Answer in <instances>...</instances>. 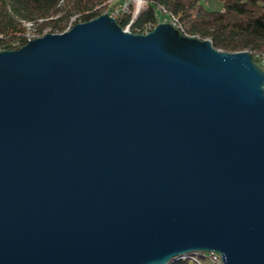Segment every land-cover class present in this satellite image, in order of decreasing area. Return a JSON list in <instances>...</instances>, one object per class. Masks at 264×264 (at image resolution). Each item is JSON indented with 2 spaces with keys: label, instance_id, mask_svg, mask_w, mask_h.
Returning a JSON list of instances; mask_svg holds the SVG:
<instances>
[{
  "label": "water",
  "instance_id": "water-1",
  "mask_svg": "<svg viewBox=\"0 0 264 264\" xmlns=\"http://www.w3.org/2000/svg\"><path fill=\"white\" fill-rule=\"evenodd\" d=\"M264 264V70L104 12L0 51V264Z\"/></svg>",
  "mask_w": 264,
  "mask_h": 264
},
{
  "label": "trees",
  "instance_id": "trees-1",
  "mask_svg": "<svg viewBox=\"0 0 264 264\" xmlns=\"http://www.w3.org/2000/svg\"><path fill=\"white\" fill-rule=\"evenodd\" d=\"M109 0H0V51L17 49L45 32H63L73 24L89 20L106 11ZM144 9L117 17L130 31L146 33L160 22L161 16L185 35L209 39L222 51H264V0H221L211 9V0H144ZM203 253L175 257L168 264H196ZM200 259V258H199ZM201 261V260H200Z\"/></svg>",
  "mask_w": 264,
  "mask_h": 264
},
{
  "label": "rangeland",
  "instance_id": "rangeland-1",
  "mask_svg": "<svg viewBox=\"0 0 264 264\" xmlns=\"http://www.w3.org/2000/svg\"><path fill=\"white\" fill-rule=\"evenodd\" d=\"M121 1H123V0H109L105 12L110 13L112 7H113L115 4H117V3L121 2ZM131 1L134 3V11H135V15H136L137 13L141 12V11L144 9L145 5H146V3H145L144 0H131ZM208 6H209L211 9H218V8H220V7L222 6V1H221V0H211V1H209ZM161 21H169V20L166 19L165 17L161 16V18H160V22H161ZM170 22H171V21H170ZM68 29H69V28H68ZM47 32H48V31H47ZM30 33H31V32H29V34H30ZM45 33H46V32H45ZM41 35H43V34H41ZM38 36H40V35H38ZM34 37H35L34 32L31 33L30 36H28V38H30V39H31V38H34ZM194 257H195V256H194ZM196 257H199V256H196ZM199 258H200V259H199ZM199 258H198V259L201 260V262H202L203 264H210L206 258H203V257H199Z\"/></svg>",
  "mask_w": 264,
  "mask_h": 264
},
{
  "label": "built area",
  "instance_id": "built-area-1",
  "mask_svg": "<svg viewBox=\"0 0 264 264\" xmlns=\"http://www.w3.org/2000/svg\"><path fill=\"white\" fill-rule=\"evenodd\" d=\"M131 1V0H128ZM132 2V1H131ZM133 3V2H132ZM130 9H125L124 5L122 8H119L118 10H116L113 14H111L113 17L117 18L121 15H123L126 12H129ZM132 22V21H131ZM131 22L126 26L125 29L130 30V25ZM255 59L257 60V62L260 64V66L262 67V69L264 70V56L262 55H254ZM211 254V264H226L224 257L222 254L215 252V251H209ZM196 264H203L200 261H195Z\"/></svg>",
  "mask_w": 264,
  "mask_h": 264
},
{
  "label": "bare ground",
  "instance_id": "bare-ground-1",
  "mask_svg": "<svg viewBox=\"0 0 264 264\" xmlns=\"http://www.w3.org/2000/svg\"><path fill=\"white\" fill-rule=\"evenodd\" d=\"M131 1H128V0H123V1H121V2H119V3H117V4H115L113 7H112V9H111V11H110V15L111 14H113L116 10H118L119 8H122L123 7V5H124V8L125 9H130V7H131ZM140 13V12H139ZM171 23L173 24V25H175V20H172L171 21ZM31 35V33L30 34H28V36H30ZM253 55H262V56H264V51H256ZM189 253H203V255H205V258L208 260V262L211 264V254H210V252L208 251V252H189ZM186 254H188V253H185V254H183V255H179V256H177L178 258H180V257H185L186 256ZM195 258H196V256H195ZM196 260L197 261H200L198 258H196ZM201 262V261H200Z\"/></svg>",
  "mask_w": 264,
  "mask_h": 264
}]
</instances>
